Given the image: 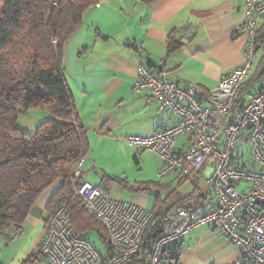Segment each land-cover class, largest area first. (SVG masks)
I'll list each match as a JSON object with an SVG mask.
<instances>
[{
  "label": "crops",
  "instance_id": "1",
  "mask_svg": "<svg viewBox=\"0 0 264 264\" xmlns=\"http://www.w3.org/2000/svg\"><path fill=\"white\" fill-rule=\"evenodd\" d=\"M244 20V0H152L149 3L104 0L98 7L89 8L82 24L66 41L62 55L63 73L89 144L81 180L89 182L84 174L96 173L105 157L111 163L113 157L121 154L118 151L127 144V135H151L178 120L173 114L159 111L157 102L148 92L133 90L139 63L149 64L156 75L180 87L198 86L202 101L206 103L221 74L243 61L246 36L239 31ZM262 22L260 20L258 25ZM170 36L179 46L169 53ZM261 58L259 50L250 78ZM263 86L264 80L253 84L244 99ZM21 116L26 119L23 127L31 125V128L17 127L26 132H32L39 122L48 118L37 111ZM239 141L247 146L244 134ZM184 145V138L178 137L176 147ZM134 152L135 163L143 164L144 152ZM237 161L246 167L253 164L251 157ZM207 172L208 169H204L187 177L174 173L164 179L144 182L160 183L158 196L160 201H166L160 206L168 216L177 208L194 209L203 204L208 186ZM103 176H107L106 173L93 185L101 186ZM60 185L61 181L57 180L42 192L18 235H0V264H21L40 247L49 218L46 205ZM103 188L113 198L149 210L153 208V194L136 187L131 190L125 185ZM105 249L103 247L102 251ZM174 254L177 255L176 264H243L237 246L208 225L186 234ZM40 260L46 264L45 258L37 261Z\"/></svg>",
  "mask_w": 264,
  "mask_h": 264
},
{
  "label": "built area",
  "instance_id": "2",
  "mask_svg": "<svg viewBox=\"0 0 264 264\" xmlns=\"http://www.w3.org/2000/svg\"><path fill=\"white\" fill-rule=\"evenodd\" d=\"M103 1L97 0L93 7ZM244 2L245 20L239 31L246 36L243 61L221 74L206 103L198 86L180 87L156 75L146 63L137 66L133 90L148 92L159 111L178 120L151 135H127V145L161 159L159 179L174 173L187 177L209 171L203 204L194 209L177 208L167 216L146 264H160L167 247L202 225L233 242L243 264H264V86L248 99L241 97L256 62L257 27L260 20L264 22V0ZM242 134L251 167L239 163L234 155V145ZM178 137L185 140L180 148L176 147ZM84 162L85 157L80 158L73 169L74 192L84 211L104 227L108 247L100 251L87 236L78 235L68 209L59 206L48 218L41 241L46 264H127L140 249L152 212L82 181Z\"/></svg>",
  "mask_w": 264,
  "mask_h": 264
},
{
  "label": "trees",
  "instance_id": "3",
  "mask_svg": "<svg viewBox=\"0 0 264 264\" xmlns=\"http://www.w3.org/2000/svg\"><path fill=\"white\" fill-rule=\"evenodd\" d=\"M96 1L0 0V235H18L42 192L60 180V187L46 205L49 217L59 206H65L78 235L95 233L108 247L104 227L84 211L74 192L72 172L89 152V144L62 68L66 41ZM178 46L170 36L167 51ZM256 46L262 52V61L242 98L253 84L264 80V22L257 27ZM30 111L48 118L26 132L16 122ZM110 182V177L103 176L100 185L106 188ZM135 187L153 194L152 218L139 251L127 264H146L168 212L160 206L166 202L158 196L160 183L148 181ZM177 245L163 251L160 264L177 263ZM41 257L40 245L22 264Z\"/></svg>",
  "mask_w": 264,
  "mask_h": 264
},
{
  "label": "rangeland",
  "instance_id": "4",
  "mask_svg": "<svg viewBox=\"0 0 264 264\" xmlns=\"http://www.w3.org/2000/svg\"><path fill=\"white\" fill-rule=\"evenodd\" d=\"M24 121H26L24 116L19 117L17 119L16 126L23 127ZM23 128L25 130H30L31 125ZM234 150V155L236 158L249 159L251 157L248 151V147L246 145H242L239 140L235 143ZM118 152H121V154L118 153L117 156L113 157L111 163H108L109 158L105 157V160L99 165V167H97L98 170H96V173L90 171L84 174L85 179L92 184H98L101 174L106 173V175L111 178L109 186L114 185L115 187L121 188L122 185H125L126 189L130 190L133 189L136 184L144 182V180L159 179L157 176V168L162 163V161L156 155H153L149 152H144L143 155L145 160H143V164L140 163V165H138L137 163H135V160L133 158V154L135 153L134 150L129 148L127 144L123 145V147ZM82 169L85 168L83 167ZM238 188L241 189L242 186ZM88 237L90 240L94 241L95 247L100 251L103 250V247H106V245L102 243V241L95 233H90ZM30 264L44 263L40 260L37 262H32Z\"/></svg>",
  "mask_w": 264,
  "mask_h": 264
}]
</instances>
